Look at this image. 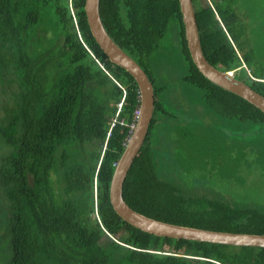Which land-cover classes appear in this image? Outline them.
Masks as SVG:
<instances>
[{"label":"trees","instance_id":"obj_1","mask_svg":"<svg viewBox=\"0 0 264 264\" xmlns=\"http://www.w3.org/2000/svg\"><path fill=\"white\" fill-rule=\"evenodd\" d=\"M84 2L0 0V96L9 97L0 105L8 264H264V248L155 237L114 213L109 185L139 95L131 76L111 64L92 38ZM229 2L191 0L202 53L212 67L235 70L234 78L264 97V54L250 52L252 35ZM98 11L110 39L153 86L152 118L123 183L124 202L164 223L264 234L262 207L238 206L202 180L190 185L183 155L197 141L187 126L200 108L233 130L248 127L253 138L246 150L263 155L264 114L198 72L177 0H99ZM152 57L170 62L165 73L171 83L172 74L184 92L194 89L188 117L178 118L163 104L165 84L148 71ZM202 191L207 195L197 194Z\"/></svg>","mask_w":264,"mask_h":264},{"label":"rangeland","instance_id":"obj_2","mask_svg":"<svg viewBox=\"0 0 264 264\" xmlns=\"http://www.w3.org/2000/svg\"><path fill=\"white\" fill-rule=\"evenodd\" d=\"M229 4L235 12L243 14L240 16L245 20L243 26L247 27V32L252 35L250 52L261 56L264 54V0H230ZM254 59L257 60L256 57ZM168 66H171L170 62L152 57L148 62V71L155 81L162 79L165 84L162 96L167 101L163 104L178 118L188 117L187 111L190 108L191 111L193 110L195 96H189L194 89L190 88L191 92H184L183 85L180 86L172 74L170 79L173 83H171L165 73V68ZM251 67L252 71H255L259 67L258 61L252 62ZM246 72L249 76L250 70ZM240 74L241 71L238 72V75ZM251 76L252 74L249 77ZM8 98L6 95L0 96V105L8 101ZM1 114L0 110V116ZM188 118L190 122L187 127L193 132L192 140L197 138V141L191 148H185L183 151L188 164L185 167L189 176L187 183L192 185L194 180H202L207 182L206 186H210V189L214 188L220 197L229 198L238 206L253 204L257 208L264 209V143H262L263 155L261 152L254 154L251 150H246V140L253 138L252 135L251 138L249 137L251 133L248 132V127L238 126L233 130L231 123L228 125L220 123L208 109L200 108L197 115L191 113V117ZM235 131L238 137L233 134ZM4 151L5 146L0 141V159L5 154ZM193 158H196V161H192ZM237 162L238 164L234 165ZM197 194L207 195V192L202 191ZM5 212L0 197V264H8L11 258L8 220Z\"/></svg>","mask_w":264,"mask_h":264},{"label":"water","instance_id":"obj_3","mask_svg":"<svg viewBox=\"0 0 264 264\" xmlns=\"http://www.w3.org/2000/svg\"><path fill=\"white\" fill-rule=\"evenodd\" d=\"M184 30V39L192 63L198 72L213 85L234 94L264 114V97L231 72H222L212 67L205 59L191 0H177ZM99 0H85L84 14L89 32L109 62L127 72L134 80L139 95V115L124 150L115 165L109 185V203L114 213L129 226L155 237L174 240L204 242L232 247L264 248V234H240L209 231L179 226L150 219L132 210L123 200L122 188L126 176L138 155L153 113V86L141 67L122 51L108 36L99 17Z\"/></svg>","mask_w":264,"mask_h":264},{"label":"built area","instance_id":"obj_4","mask_svg":"<svg viewBox=\"0 0 264 264\" xmlns=\"http://www.w3.org/2000/svg\"><path fill=\"white\" fill-rule=\"evenodd\" d=\"M233 72V71H232ZM231 72V73H232ZM249 74V73H248ZM250 76V74H249ZM121 102L117 105V112H116V115L117 113L120 111V107H121ZM138 115H139V109L135 110L134 113H133V120H132V124L129 125V129H130V135L135 127V123H136V120L138 118ZM117 116H115L116 118ZM114 123H115V120H112L111 123H110V128L114 126ZM122 124V123H121Z\"/></svg>","mask_w":264,"mask_h":264},{"label":"flooded vegetation","instance_id":"obj_5","mask_svg":"<svg viewBox=\"0 0 264 264\" xmlns=\"http://www.w3.org/2000/svg\"><path fill=\"white\" fill-rule=\"evenodd\" d=\"M234 73L236 74L237 72H235V70L232 72V76L234 75Z\"/></svg>","mask_w":264,"mask_h":264}]
</instances>
